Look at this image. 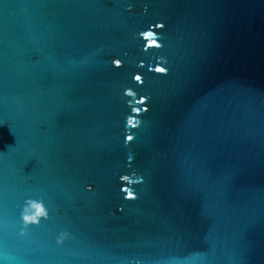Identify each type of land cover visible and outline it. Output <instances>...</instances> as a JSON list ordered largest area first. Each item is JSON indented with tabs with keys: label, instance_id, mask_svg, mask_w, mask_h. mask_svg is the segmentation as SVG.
I'll return each instance as SVG.
<instances>
[{
	"label": "water",
	"instance_id": "water-1",
	"mask_svg": "<svg viewBox=\"0 0 264 264\" xmlns=\"http://www.w3.org/2000/svg\"><path fill=\"white\" fill-rule=\"evenodd\" d=\"M0 264H264V0H0Z\"/></svg>",
	"mask_w": 264,
	"mask_h": 264
},
{
	"label": "clouds",
	"instance_id": "clouds-1",
	"mask_svg": "<svg viewBox=\"0 0 264 264\" xmlns=\"http://www.w3.org/2000/svg\"><path fill=\"white\" fill-rule=\"evenodd\" d=\"M149 35H151V34L149 33ZM24 220H25L26 222H27V221H30V220L34 221V218H30L29 216L25 215V216H24ZM62 240H63V236L60 237V238L57 240V243H61Z\"/></svg>",
	"mask_w": 264,
	"mask_h": 264
},
{
	"label": "snow or ice",
	"instance_id": "snow-or-ice-1",
	"mask_svg": "<svg viewBox=\"0 0 264 264\" xmlns=\"http://www.w3.org/2000/svg\"><path fill=\"white\" fill-rule=\"evenodd\" d=\"M117 63H119V62L117 61ZM157 71L163 72V71H165V69H163V68H159V69H157ZM135 78H136L137 80H139V79H140V77H139V76H136ZM129 94H131V93H129ZM128 139H129V140H131V139H132V137H131V136H129V137H128Z\"/></svg>",
	"mask_w": 264,
	"mask_h": 264
}]
</instances>
